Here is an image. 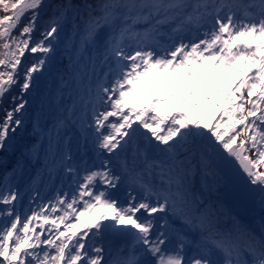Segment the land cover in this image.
I'll return each mask as SVG.
<instances>
[{"label":"snow or ice","instance_id":"snow-or-ice-1","mask_svg":"<svg viewBox=\"0 0 264 264\" xmlns=\"http://www.w3.org/2000/svg\"><path fill=\"white\" fill-rule=\"evenodd\" d=\"M0 169V264H264V0H0Z\"/></svg>","mask_w":264,"mask_h":264},{"label":"rangeland","instance_id":"rangeland-1","mask_svg":"<svg viewBox=\"0 0 264 264\" xmlns=\"http://www.w3.org/2000/svg\"><path fill=\"white\" fill-rule=\"evenodd\" d=\"M251 39H252L251 37L248 38L249 41ZM211 75H212L213 78L210 80L211 81L210 83H213V88H215L217 86H220V87L224 86V82H225L224 76H222V75H220L218 73H212ZM182 85H183V87H181ZM145 86H146V89H147V91L149 93L153 92L157 88L164 90V91H162L160 93H157L154 96V98H156V99L161 98L164 95V92H166V91L181 93L180 91H182L184 89L185 90L190 89V91H191V88H192L191 83L184 84V81L180 77H170L168 80H162L160 82L155 81L154 78H149V79H147L145 81ZM197 86H199V85H197ZM142 95H143V93H142ZM139 102H145L146 103L147 101H141V96H137V97H135L133 99H129L128 100V104L130 106L132 104H134V103H139ZM35 173H36V171H35V169H33L31 171V175L35 176ZM39 188H40V195L41 196H45L46 193L44 192L43 185H39ZM33 196L35 198L36 204H43L44 207H48V204H47V202L45 200H40L39 197L35 196V194H33ZM48 198H50V197H48ZM27 203H28V201L26 200V202H25L26 206H27ZM52 203H54V201H52ZM34 207H35V205H34ZM85 219H87V218H85ZM36 223H39L41 225L40 228H37L38 232L39 231H44V230L49 229L51 227L50 224H45L44 223L43 216H41V218ZM41 239H43V237H41Z\"/></svg>","mask_w":264,"mask_h":264},{"label":"trees","instance_id":"trees-1","mask_svg":"<svg viewBox=\"0 0 264 264\" xmlns=\"http://www.w3.org/2000/svg\"><path fill=\"white\" fill-rule=\"evenodd\" d=\"M226 83L227 82L225 81L224 86H226ZM208 86L213 88V85L212 84H208ZM222 97H223V93H222ZM176 103H177V101L173 102V105H175ZM197 116H198V114H197ZM203 118H205V119H208L209 118L208 115H207V113H205V115H204ZM219 119H220V113L218 112L217 115H216V117L213 119V122H216V120H219ZM225 120H227V117H225ZM241 129H242V126H238L237 127V131H240ZM221 131H223V128L221 129ZM225 138H227V137H225ZM2 174H3L2 169H0V175H2Z\"/></svg>","mask_w":264,"mask_h":264}]
</instances>
